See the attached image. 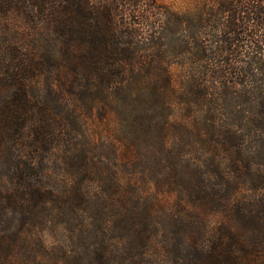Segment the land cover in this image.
<instances>
[{
	"label": "trees",
	"instance_id": "16d2710c",
	"mask_svg": "<svg viewBox=\"0 0 264 264\" xmlns=\"http://www.w3.org/2000/svg\"><path fill=\"white\" fill-rule=\"evenodd\" d=\"M0 165V264H264V0H0Z\"/></svg>",
	"mask_w": 264,
	"mask_h": 264
},
{
	"label": "rangeland",
	"instance_id": "374dc122",
	"mask_svg": "<svg viewBox=\"0 0 264 264\" xmlns=\"http://www.w3.org/2000/svg\"><path fill=\"white\" fill-rule=\"evenodd\" d=\"M161 1L175 7H179L181 5V0ZM85 127L94 142H106V134L109 129V123L104 118H101V116L99 117L98 114H95L94 116L87 118ZM7 174L8 173L6 172V170H3L2 166L0 165V177L6 176ZM2 219L8 224H16V222L21 219V216L18 211L16 212L11 206L5 204Z\"/></svg>",
	"mask_w": 264,
	"mask_h": 264
}]
</instances>
